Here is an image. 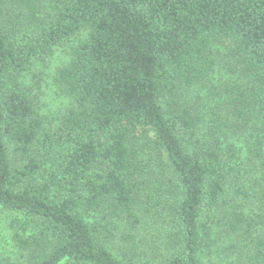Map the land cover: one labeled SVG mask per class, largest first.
<instances>
[{"label": "trees", "instance_id": "trees-1", "mask_svg": "<svg viewBox=\"0 0 264 264\" xmlns=\"http://www.w3.org/2000/svg\"><path fill=\"white\" fill-rule=\"evenodd\" d=\"M80 34L56 121L24 80ZM258 198L264 0H0V208L33 264H264Z\"/></svg>", "mask_w": 264, "mask_h": 264}, {"label": "rangeland", "instance_id": "rangeland-1", "mask_svg": "<svg viewBox=\"0 0 264 264\" xmlns=\"http://www.w3.org/2000/svg\"><path fill=\"white\" fill-rule=\"evenodd\" d=\"M84 34H80L75 38L70 39L63 45L56 46L50 53L40 56L34 60L30 66V70L27 74L26 80L24 82L28 85L33 86L34 92L38 95L39 99L44 106V110L49 113L54 120L58 121L65 113L67 107L70 104L69 98L64 95L54 82V75L58 67L63 66L70 60V50L71 48L78 44L84 37ZM228 72L225 69L218 68V74H224ZM36 73L39 75V79L35 77L32 79V74ZM39 81L40 85L37 83ZM39 86H38V85ZM57 123V122H56ZM138 144V143H137ZM136 144V145H137ZM259 202H264V198H258ZM219 211V210H218ZM257 217L261 214L263 221L257 226L256 236H261L264 238V212L262 213L258 208H253L251 212H248ZM216 215L218 212H213ZM216 229H221V224L216 225ZM40 226L31 219V217L26 214L19 213L16 211H11L5 208H0V264H33L36 261V253L32 249H24L21 246L20 238H25L30 236V234L38 233ZM19 234V237H18ZM217 236V232H215ZM22 236V237H21ZM161 244V239H157ZM231 243V240H226ZM246 241V240H245ZM250 242V240H247ZM253 247L252 245L244 248V254L240 253L243 257L248 253V249ZM263 247V246H262ZM150 257V256H149ZM242 264V259L236 258L235 255H231L229 259L220 260V263L213 262V256H203V264ZM58 264H64L61 261Z\"/></svg>", "mask_w": 264, "mask_h": 264}]
</instances>
